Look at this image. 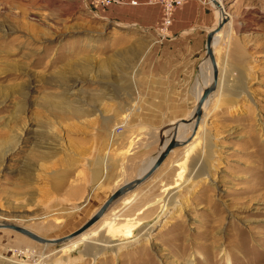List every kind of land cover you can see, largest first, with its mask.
Listing matches in <instances>:
<instances>
[{"label": "rangeland", "instance_id": "obj_1", "mask_svg": "<svg viewBox=\"0 0 264 264\" xmlns=\"http://www.w3.org/2000/svg\"><path fill=\"white\" fill-rule=\"evenodd\" d=\"M176 1L164 30L166 0H0V223L72 232L190 117L211 74L203 39L175 34L218 15ZM221 3L195 139L82 237L0 228V264H264V0Z\"/></svg>", "mask_w": 264, "mask_h": 264}, {"label": "water", "instance_id": "obj_2", "mask_svg": "<svg viewBox=\"0 0 264 264\" xmlns=\"http://www.w3.org/2000/svg\"><path fill=\"white\" fill-rule=\"evenodd\" d=\"M210 1L216 7V9L220 11V13L223 16L219 24L207 30V33L205 36V44H204L205 59H208L211 65V71H212L211 81L209 82V84H207L206 86L202 88V91L196 100V104L192 110V113L190 114V117L189 118H179L173 123L172 132L170 136L168 137V140L165 146L156 155V158L152 162L150 167L141 176H137L136 178L126 181L123 184H121L104 200L101 206L84 223H82L78 228H76L75 230H73L72 232H69L68 234L64 236L57 237V238H44L34 233L33 231L29 230L28 228H25L23 226H19L16 224H11V223L1 222L0 228H7V229L15 230L27 236L28 238L34 241L40 242L42 244H60V243L67 242L68 240H71L73 238H76L80 236L83 232H85L88 228H90L94 223L100 220V218H102V216L105 214V212L108 210L110 205L115 200L122 197L125 193L135 189L138 185L146 181L161 166L165 158L174 148L185 145L192 140L202 120V116L204 113V106L208 104L210 96L212 95L214 91H216L217 86H218L219 69H218V63H217L216 56L214 53V46L212 44V41L215 35L223 29V27L229 20V16L228 14L225 13L223 9L224 6L222 5L221 1L219 0H210ZM180 123H183V124L193 123L189 135L185 138L177 137L178 126Z\"/></svg>", "mask_w": 264, "mask_h": 264}, {"label": "bare ground", "instance_id": "obj_3", "mask_svg": "<svg viewBox=\"0 0 264 264\" xmlns=\"http://www.w3.org/2000/svg\"><path fill=\"white\" fill-rule=\"evenodd\" d=\"M219 1H221V0H219ZM224 9V11H225V13L226 14H228V12L226 11V8L224 7L223 8ZM217 15H218V21H217V23L215 24V26L217 25V24H219L220 23V21H221V19H222V14L220 13V11L219 10H217ZM214 26V27H215ZM225 28V27H224ZM218 34L219 33H217L216 35H215V37H214V39H213V41H212V44H213V46H214V44L216 43V41H217V37H218ZM219 39V38H218ZM203 67H205L206 68V71L209 73V74H211V76H212V71H211V65H210V62H209V60L208 59H206L205 60V62H204V65H202V68H201V73H200V76H202V77H204L203 76V74H204V72H206V71H204L203 72ZM202 77H199V79L201 78V81L203 80V78ZM211 80H208V82H205V83H203V82H201V87L203 88L204 86H206L207 84H209V82H210ZM202 91V90H201ZM199 97V96H198ZM212 98V97H211ZM202 122V121H201ZM192 125H193V123H189V124H183V123H180L179 124V126H178V131H177V137L178 138H185L186 136H187V133L188 132H190L191 131V128H192ZM199 128V127H198ZM172 132V131H171ZM170 132V133H171ZM196 137V136H195ZM195 137H193L192 138V140L188 143V144H190L194 139H195ZM167 142V141H166ZM166 142L163 144V147L165 146V144H166ZM187 144V145H188ZM187 145H185V146H187ZM155 160V158L150 162V164H149V166L152 164V162ZM127 194V193H126ZM124 197V196H123ZM122 198V197H121ZM176 203H179V201H176ZM175 205L176 204H174V208H175ZM91 228V227H90ZM90 228H88L85 232H83L80 236H78V237H76V238H79V237H82L83 235H85L86 233H87V231L90 229ZM88 237V236H87ZM75 238H73V239H71V240H68L67 242H69V241H72V240H74ZM67 242H64V243H67ZM43 245H50V244H43ZM97 246V245H96ZM98 247V246H97ZM101 249V248H100Z\"/></svg>", "mask_w": 264, "mask_h": 264}, {"label": "crops", "instance_id": "obj_4", "mask_svg": "<svg viewBox=\"0 0 264 264\" xmlns=\"http://www.w3.org/2000/svg\"><path fill=\"white\" fill-rule=\"evenodd\" d=\"M223 1H226V0H223ZM215 23H217V22H215ZM209 28H213V26L212 27H207V28L204 27L203 25H193V26L190 25L189 27L188 26H184V27L180 28L175 35H176L177 38L180 37V35H184V36H186L188 38L191 37L192 41H194L195 43L198 42L199 36H200L201 40L203 39V44H205V36H206L207 30ZM201 32H205L204 38H202V33ZM200 73H201V70H200Z\"/></svg>", "mask_w": 264, "mask_h": 264}, {"label": "built area", "instance_id": "obj_5", "mask_svg": "<svg viewBox=\"0 0 264 264\" xmlns=\"http://www.w3.org/2000/svg\"><path fill=\"white\" fill-rule=\"evenodd\" d=\"M180 0H177L176 2H178ZM167 4H169V6L167 5L164 9H163V16H162V22H161V27L160 29H166L168 25H170L171 23V14H172V4L175 3L174 0H166ZM135 2H132V4H134Z\"/></svg>", "mask_w": 264, "mask_h": 264}]
</instances>
